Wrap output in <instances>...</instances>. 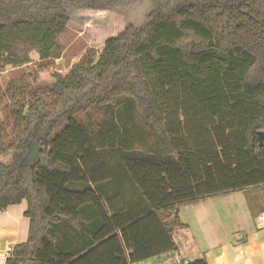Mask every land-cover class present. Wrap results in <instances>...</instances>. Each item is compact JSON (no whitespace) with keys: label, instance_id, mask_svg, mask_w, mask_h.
Masks as SVG:
<instances>
[{"label":"trees","instance_id":"obj_1","mask_svg":"<svg viewBox=\"0 0 264 264\" xmlns=\"http://www.w3.org/2000/svg\"><path fill=\"white\" fill-rule=\"evenodd\" d=\"M89 1L0 0V71L42 61L32 82L8 84L0 121V211L26 200L29 219L6 264L160 259L179 250L182 207L264 185V0H150L97 60L54 67ZM122 101L163 156L118 146L112 124L94 139L77 119ZM31 142L44 149L25 164Z\"/></svg>","mask_w":264,"mask_h":264},{"label":"rangeland","instance_id":"obj_2","mask_svg":"<svg viewBox=\"0 0 264 264\" xmlns=\"http://www.w3.org/2000/svg\"><path fill=\"white\" fill-rule=\"evenodd\" d=\"M88 6L78 11L79 21H76L59 36L58 41L63 46L64 51L61 59L51 63L54 67L66 69L73 63L81 60L87 61L91 57L97 60L104 39L118 32L133 15L138 17L140 10L150 6V0H90ZM41 63L39 54L34 52L30 63L18 67H6L3 71H0L1 122L5 124L9 122L8 109L11 104V97L8 93V84L12 80L32 82L31 74L36 71ZM77 119L90 130L94 139L97 137L101 138L103 135H99L100 131L106 130V128L113 125L115 130H119V135L116 138L118 146L122 142L129 145V140H133V150L156 152V154L164 155L162 145L157 136L153 132L146 130L141 111L137 106L127 110V104L123 102L115 114L107 108L94 107L86 115H77ZM112 120L116 126L112 123ZM8 129L10 130L11 128L8 127ZM107 134L109 135V133ZM104 150L107 152V149ZM109 155L112 158L110 164L114 166L116 154L111 152ZM232 194L228 199L227 209L231 211V215L225 226V231L228 232L231 229V239L235 240L242 237V229L248 228V224L246 225L244 220L248 216L252 217V215L248 209L247 194L242 190L235 191ZM189 208H183L180 213L183 221H190ZM26 209L27 201L24 200L20 204L12 205L8 212L10 217L22 219L25 222L28 233L29 219L24 215ZM192 230L197 234V242L193 243L189 240L187 244L189 249H193V246H196L199 250L204 249L209 245L215 244V240L219 237L217 235L216 237L214 236L215 238L210 237L207 231L201 233L198 227L192 228L190 232H193ZM214 233L216 234L217 232ZM184 235L187 237L188 233ZM184 255L190 260L195 259L193 255L185 253Z\"/></svg>","mask_w":264,"mask_h":264},{"label":"crops","instance_id":"obj_3","mask_svg":"<svg viewBox=\"0 0 264 264\" xmlns=\"http://www.w3.org/2000/svg\"><path fill=\"white\" fill-rule=\"evenodd\" d=\"M242 191L247 194L248 209L252 217L245 218L244 222L246 225L248 224V228L242 229L241 238L231 239L232 230L225 231V226L231 215V211L227 207L228 199L234 193L232 192L181 208L180 218L182 209L190 207L188 210L190 221H183L181 218L187 226L177 229L174 233L179 247L175 255L184 261L190 260L184 253L193 255L195 259L206 256L209 264H264V185L249 187ZM10 207L5 211H0V264H6L5 253L9 246L14 247L28 238L25 222L22 219L10 217L8 212ZM217 223L218 225H216ZM195 227H198L201 233L207 231L210 237L219 236L217 241L215 240V244L201 250L196 246H193V249L187 248L189 240L193 243L197 242V234L193 230L190 232ZM185 233H188L187 237L184 235ZM160 260L162 261L163 258ZM158 261L152 259L140 264H156Z\"/></svg>","mask_w":264,"mask_h":264},{"label":"water","instance_id":"obj_4","mask_svg":"<svg viewBox=\"0 0 264 264\" xmlns=\"http://www.w3.org/2000/svg\"><path fill=\"white\" fill-rule=\"evenodd\" d=\"M259 142L260 145L263 146L264 145V132L260 131L259 134ZM43 146L37 142H31L29 145V150L27 155L24 158V163L25 164H32L36 161L39 153L43 150Z\"/></svg>","mask_w":264,"mask_h":264},{"label":"built area","instance_id":"obj_5","mask_svg":"<svg viewBox=\"0 0 264 264\" xmlns=\"http://www.w3.org/2000/svg\"><path fill=\"white\" fill-rule=\"evenodd\" d=\"M13 252H14V247L9 246L6 250L5 258L6 259L10 258L13 255ZM162 258H163V260L161 261L160 259H162ZM162 258L157 259L159 261L156 264H164L166 262L171 263V264H183L184 263V260H182L181 257H179L175 254L167 255V256H164Z\"/></svg>","mask_w":264,"mask_h":264}]
</instances>
